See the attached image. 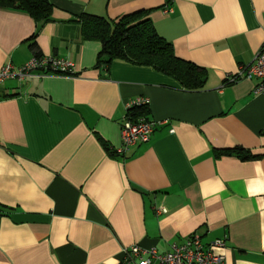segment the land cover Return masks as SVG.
Returning <instances> with one entry per match:
<instances>
[{"label": "crops", "instance_id": "1", "mask_svg": "<svg viewBox=\"0 0 264 264\" xmlns=\"http://www.w3.org/2000/svg\"><path fill=\"white\" fill-rule=\"evenodd\" d=\"M49 1L41 21L0 6V67L55 56L75 72L0 85V264H125L124 247L165 253L194 232L204 245L224 240L213 252L227 264H264V94L257 79L226 82L264 44V0ZM136 10L206 70L200 88L99 62L79 16ZM137 96L155 125L120 153ZM236 146L260 156L224 152Z\"/></svg>", "mask_w": 264, "mask_h": 264}, {"label": "trees", "instance_id": "2", "mask_svg": "<svg viewBox=\"0 0 264 264\" xmlns=\"http://www.w3.org/2000/svg\"><path fill=\"white\" fill-rule=\"evenodd\" d=\"M0 6L25 11L37 21L48 20L53 7L49 0H0ZM79 21L83 38L101 43L99 62L109 64L113 60H124L152 66L177 78L187 88L198 89L203 85L206 70L176 56L171 44L158 34L146 10H136L117 19L82 13ZM147 112L148 108L141 106L131 109L129 115L134 118ZM224 152L246 159L260 156L240 146L224 149Z\"/></svg>", "mask_w": 264, "mask_h": 264}, {"label": "built area", "instance_id": "3", "mask_svg": "<svg viewBox=\"0 0 264 264\" xmlns=\"http://www.w3.org/2000/svg\"><path fill=\"white\" fill-rule=\"evenodd\" d=\"M74 75L73 64L63 58L55 56H33L22 65H14L10 61L0 67V85L8 79L18 82L28 76ZM257 79L255 92L264 94V44L255 54L252 61L239 67L235 74L227 76L226 82H234L238 79ZM149 99L145 96H137L125 104L126 116L120 128V146L118 152L122 153L130 146L149 140L155 121L144 114L138 117H130L129 111L133 108L146 106ZM164 210V209H162ZM224 240L217 239L210 244H203L201 237L196 232L192 233L179 245H172L169 251L158 253L155 248H143L138 245L121 249L125 264H227L223 254H216L213 248H224Z\"/></svg>", "mask_w": 264, "mask_h": 264}]
</instances>
